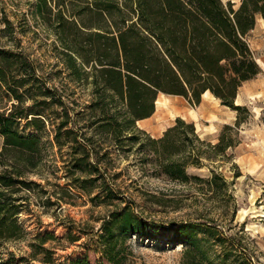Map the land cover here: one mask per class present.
<instances>
[{
	"label": "trees",
	"instance_id": "16d2710c",
	"mask_svg": "<svg viewBox=\"0 0 264 264\" xmlns=\"http://www.w3.org/2000/svg\"><path fill=\"white\" fill-rule=\"evenodd\" d=\"M29 4L32 15L60 42L67 78L75 82L91 78L93 87L89 99L80 103L65 81L52 84V73L41 70L22 50L0 48V88L15 100L10 107L0 106L4 139L0 244L23 233L17 218L29 205L28 192L39 184L30 173L40 169L41 136L53 126L55 142L68 148L67 169L74 184L88 193L98 188L93 199L122 202L104 223L100 237L106 259L127 264V256L117 249L116 233H139L147 223L120 196L119 172L113 171L117 160L137 155L141 166L156 175L227 189V180L219 173L204 178L188 171L210 156L207 149L217 148L201 138L195 122L178 116L162 136L154 137L138 121L155 113L160 93L196 103L212 93L224 105L240 109L235 104L240 86L262 71L248 35L259 19L264 20V0H241L237 7L224 0H29ZM81 121L85 125L78 126ZM24 190L28 192L20 193ZM190 229L181 224L175 234L195 247ZM185 253L187 264H206L192 248ZM237 256L240 262L223 255L221 264H254L243 251ZM14 259L13 253L7 259L0 256V264H13Z\"/></svg>",
	"mask_w": 264,
	"mask_h": 264
},
{
	"label": "rangeland",
	"instance_id": "374dc122",
	"mask_svg": "<svg viewBox=\"0 0 264 264\" xmlns=\"http://www.w3.org/2000/svg\"><path fill=\"white\" fill-rule=\"evenodd\" d=\"M228 1L237 7L241 0H224ZM248 40L262 71L240 86L235 101L240 109L224 105L212 93L204 94L200 103L160 93L155 113L138 121V126L154 137L162 136L178 116L195 122L201 138L217 148L207 149L210 156L203 157L200 166L190 165L189 173L208 178L216 172L228 185L226 189L195 180L173 181L146 170L133 154L117 160L113 171L119 172L120 196H125L147 223L139 233H116L117 249L127 256V264H187L188 248L206 264H221L223 255L240 262L237 255L242 251L254 264H264L263 19L257 21ZM2 47L22 50L41 70L52 73V84L61 86L65 81L80 103L89 99L91 78L81 82L67 78L60 42L32 15L29 0H0ZM14 101L0 88L1 107H10ZM53 128L48 126L42 133L44 159L40 169L30 173L39 184L31 193L20 192L30 195L28 207L17 218L23 233L1 242L0 256L7 259L13 253V264H112L102 251L100 236L111 212L122 202H101L92 198L98 188L91 194L74 184L67 169L68 148L58 146ZM3 141L0 136V149ZM181 224L191 227L195 247L177 238L175 228Z\"/></svg>",
	"mask_w": 264,
	"mask_h": 264
},
{
	"label": "water",
	"instance_id": "95a60500",
	"mask_svg": "<svg viewBox=\"0 0 264 264\" xmlns=\"http://www.w3.org/2000/svg\"><path fill=\"white\" fill-rule=\"evenodd\" d=\"M158 100V99H157ZM157 100H156V105H157Z\"/></svg>",
	"mask_w": 264,
	"mask_h": 264
},
{
	"label": "bare ground",
	"instance_id": "6f19581e",
	"mask_svg": "<svg viewBox=\"0 0 264 264\" xmlns=\"http://www.w3.org/2000/svg\"><path fill=\"white\" fill-rule=\"evenodd\" d=\"M158 101V100H157ZM237 102V101H236Z\"/></svg>",
	"mask_w": 264,
	"mask_h": 264
}]
</instances>
